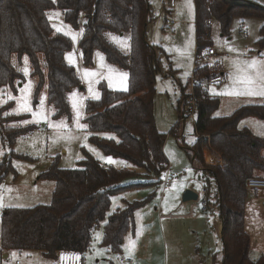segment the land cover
Segmentation results:
<instances>
[{
	"label": "trees",
	"instance_id": "trees-1",
	"mask_svg": "<svg viewBox=\"0 0 264 264\" xmlns=\"http://www.w3.org/2000/svg\"><path fill=\"white\" fill-rule=\"evenodd\" d=\"M194 2L196 62L201 65L193 70L196 82L189 96L195 103L196 140L190 147L183 145L191 162L202 170L203 180L208 184L210 179L215 182L214 197L222 224L221 264H264V252L257 259L250 256L251 238L245 229L246 181L264 173V138L253 135L247 128H239L245 117L264 119V104L244 105L230 115L215 116L219 98L209 94L204 81L213 79L212 72L219 65L212 68L201 62L203 51L212 45V18L220 23L223 34H229L236 17H258L264 21V6L252 0ZM53 8L62 9L65 20L75 28L79 27L81 13L86 15L80 39L86 66L93 65L94 52L99 49L109 62L129 74L127 90H113L101 82L100 98L87 100L84 121L91 133L90 142L106 156L123 158L161 180L170 163L164 153L167 135L159 131L155 119L156 83L160 73L171 75L174 70L168 53L147 40L146 26L152 19L148 0H0V89L9 87L14 94L18 93L17 83L22 82L23 75L12 64V56L27 54L33 74L39 77V88L48 81V98L55 109L53 117H71L68 93L73 88L82 89V82L65 58L72 49L71 39L55 33L48 19L47 11ZM106 32H130V54H124L111 43ZM261 34L259 44L263 47L264 22ZM163 58L169 63L167 70H163ZM184 92L183 88L177 107L179 117ZM13 103L11 100L0 106V139L8 146L34 129L10 125L25 117L3 115ZM179 125L178 121L170 132L177 137ZM105 133L113 136H102ZM206 149L215 151L222 163L205 164ZM103 164L86 149L74 168L63 169L53 164L42 175L55 182L50 203L4 209L1 251L34 250L57 259L59 251L74 250L83 255L85 264L94 232L104 222L101 245L111 253L121 252L126 234L135 229V211L146 200H124L123 206L112 210V198L147 183L124 184L133 172ZM9 171L17 175L6 159L0 163V185ZM204 189L208 194L209 188ZM107 264L116 263L109 259Z\"/></svg>",
	"mask_w": 264,
	"mask_h": 264
},
{
	"label": "rangeland",
	"instance_id": "rangeland-1",
	"mask_svg": "<svg viewBox=\"0 0 264 264\" xmlns=\"http://www.w3.org/2000/svg\"><path fill=\"white\" fill-rule=\"evenodd\" d=\"M148 1L152 8V19L146 26L147 40L151 45L161 47L168 53L174 70V73L168 76H165L164 72L158 75L155 95L157 127L160 132L167 135L164 152L170 163L171 185L164 186L162 179L165 177V173L159 180L158 177L147 175L143 169L123 158L106 156L100 148L90 142L91 133L84 121L87 100L100 98L99 84L101 82H106L108 87L113 90H127L129 74L127 70L109 62L106 55L99 49L94 52L93 65L86 66L80 49L86 15L81 13L79 27L75 28L65 20L62 9H49L47 15L54 32L68 36L72 41V49L66 53V57L72 54L74 63H70L68 59L66 61L76 69L82 82V89L73 88L68 93L71 117L54 118L55 109L49 102L47 79L39 88V77L33 74L30 57L27 54L22 56L13 54L12 64L23 75V80L21 83H17V94H14L9 87L0 89V106L11 100L14 101L13 106L5 110L3 115H23L25 117L22 120L11 122L10 125L34 126V129L19 137L13 146H8L0 139V163L9 159L17 172L15 176L13 171H9L0 185L2 186L0 197H2L3 205L0 206V242L4 209L50 203L55 182L42 175L53 164L63 169L76 167L77 161L84 157V149H86L104 164L133 172V175L123 182L124 184H147L127 189L112 198V210L123 206L124 200H146L145 205L135 211V229L126 234L121 252L111 253L101 245L104 225L102 222L94 232L91 250L86 254L85 264H107L109 259L120 264L118 260L121 256L133 259L134 264H221L223 243L218 230L220 217L214 197L215 182L210 179L208 184L203 180L201 169L199 168V170L197 164L191 162L184 148V145L190 147L196 140L195 121L192 118H187L184 123L179 125L182 141L170 133L179 121L177 107L183 88L185 97L182 98V108L187 109L189 105V95L193 90L190 79L194 75L195 66L200 64L196 62L195 2L194 0H176L175 6L171 8L170 0ZM252 1L264 6V0ZM189 3L191 8L188 6ZM167 18L174 21L172 30L165 26ZM263 22L258 17H236L233 19L230 33L223 34L220 23L214 18L211 19L212 45L205 48L203 56L207 55L211 47L215 53L207 57L206 64L212 68L217 64L219 69L212 72L213 79H207L204 83L209 94L219 98L220 104L214 113L215 116L230 115L244 105L264 104V97L261 96L222 94L239 87L234 85L232 80V74L236 71L233 61L256 59L264 62V46L259 44V40L262 38ZM57 28H60L61 31H57ZM66 32L69 34L66 35ZM105 36L124 54H130V32L123 34L106 32ZM230 48L233 51H229ZM178 50L180 51L178 52ZM181 53L183 54L181 55ZM25 57H27V64ZM168 66L167 59L163 58V70H167ZM25 67L28 69L27 75L23 71ZM109 68L114 70L111 73V81L108 79ZM43 69L46 73L44 63ZM85 70L95 72L97 75L85 78ZM122 74H126V77H123ZM193 82H196L195 77ZM90 86L91 92L89 91ZM24 88H29L28 102L32 112L37 113L35 117L32 112L16 114L17 99L25 95L21 91ZM73 93L76 94L75 98L79 102L77 109L72 107ZM96 94H98V98H96ZM10 97L16 99H10ZM41 100H43V104H41ZM6 113L8 114L6 115ZM61 122L64 126L57 127ZM79 125H86V127L82 128ZM245 127L253 135L264 138V119L256 116L245 117L241 120L239 128ZM102 136L113 135L105 133ZM262 154L264 155V149ZM214 155L219 157L215 151L206 149L204 151L205 164L212 165L210 163L214 162ZM108 158H111L113 162H109ZM258 175L264 176V173L260 172ZM152 181L161 182L153 184ZM205 186L209 188V193L206 194L207 208L203 211L204 206L201 199L205 195ZM187 189L196 192L199 199L184 201L183 195ZM245 229L251 238L250 256L257 259L264 252V189L248 188ZM130 240L135 241L136 245L131 254L126 251ZM36 264L39 263L36 262ZM50 264H53L52 261Z\"/></svg>",
	"mask_w": 264,
	"mask_h": 264
},
{
	"label": "snow or ice",
	"instance_id": "snow-or-ice-1",
	"mask_svg": "<svg viewBox=\"0 0 264 264\" xmlns=\"http://www.w3.org/2000/svg\"><path fill=\"white\" fill-rule=\"evenodd\" d=\"M189 8H191V5L189 3ZM58 15V14H57ZM57 31H61L60 28H57ZM66 35L69 33H65ZM73 39H75V36H73ZM180 50H178L179 52ZM229 51H233V49H229ZM183 53H181L182 55ZM66 59L69 60L70 63H74L72 54H69ZM101 60L103 58L101 57ZM25 63L27 64V57H25ZM233 65L236 69L235 73L232 74V80L234 85H238V88H235L231 92H225L222 94L225 95H236V96H261L264 97V62L253 59L251 61H233ZM104 66V65H102ZM25 75L28 74V69L25 67L23 69ZM113 69L109 68V77L108 79L111 81V73L113 72ZM97 74L95 72H92L90 70L84 71L85 78L96 76ZM123 77H126V74H122ZM124 86L123 83L121 85ZM126 90V89H125ZM25 95L17 99V109L16 114H19L20 112H32L31 107L29 106L28 102V93L29 88H24L21 90ZM89 91L91 92V86L89 87ZM76 94H72V107L74 109L78 108V100L75 98ZM96 98H98V94H96ZM10 99H16L15 97H10ZM41 104H43V100H41ZM8 113H6L7 115ZM32 115L35 117L37 116L36 112H32ZM25 123H28V121H25ZM64 124L61 122L60 125H57V127H63ZM79 127H86V125H79ZM94 151L93 149H90ZM109 162L111 161V158H108ZM175 187V185H174ZM2 188V186H0ZM8 191H11V189H8ZM0 206L2 205V197H0ZM165 206L167 208V201L165 202ZM135 241H131L129 243V246L126 248V251L131 254L135 250ZM64 258V254H62V259ZM78 258V257H77Z\"/></svg>",
	"mask_w": 264,
	"mask_h": 264
},
{
	"label": "built area",
	"instance_id": "built-area-1",
	"mask_svg": "<svg viewBox=\"0 0 264 264\" xmlns=\"http://www.w3.org/2000/svg\"><path fill=\"white\" fill-rule=\"evenodd\" d=\"M175 3H176V0H170V7L171 8L174 7ZM165 26L167 29L172 30L174 28V21L167 18L165 21ZM214 53H215L214 50L212 48H210L208 50L207 55L202 58L201 62L204 64L207 63L208 62L207 57L214 55ZM165 76H168V73H165ZM193 81H194V76L192 77V79H190V84H191L192 88H194V84H195V82H193ZM192 93H193V90H192ZM188 100H189V105H188L187 109L182 108V102L180 104V107H181V113H180V117H179V123L180 124L184 123L187 118H192L194 121H196L195 103H194L192 97H190V96H189ZM178 138H179V140L182 141V134L179 133ZM219 163H222V161L220 160ZM103 166L108 167L109 165L103 164ZM165 174L166 175L162 179V181H163L164 186H169V185H171V179L169 178V170L166 171ZM246 186H247V188L254 189V190L264 189V176H253V177L248 178L246 181ZM201 200H202V203L204 206L203 211H205L207 208L206 191H205V195L202 197ZM62 254H64L63 259H62ZM118 262L120 264H134V261L132 259H128L126 257H120ZM16 264H34V263L23 262V261L18 260L16 262ZM57 264H84V258H83V255L79 251L62 250V251H59V253H58Z\"/></svg>",
	"mask_w": 264,
	"mask_h": 264
},
{
	"label": "crops",
	"instance_id": "crops-1",
	"mask_svg": "<svg viewBox=\"0 0 264 264\" xmlns=\"http://www.w3.org/2000/svg\"><path fill=\"white\" fill-rule=\"evenodd\" d=\"M214 158H215L214 162H211L210 164H212V165L219 164V161L221 160V158L217 157L215 155H214ZM221 229H222V224H221V220L219 219L218 230H219L220 234H221ZM0 247H1V242H0ZM121 257H124V256H121ZM42 258H44V259H42ZM129 259H131V258H129ZM18 260L23 261V262H30V263H34V264H36V262L39 264H50V262L52 261L53 264H57V259L47 258L40 251L24 250V251L19 252L16 250H9V251L3 252L0 249V264H16V262ZM31 260H34L36 262L31 261ZM85 262H86V259H85ZM134 263H135V261H134Z\"/></svg>",
	"mask_w": 264,
	"mask_h": 264
},
{
	"label": "water",
	"instance_id": "water-1",
	"mask_svg": "<svg viewBox=\"0 0 264 264\" xmlns=\"http://www.w3.org/2000/svg\"><path fill=\"white\" fill-rule=\"evenodd\" d=\"M183 199H184V201L197 200L198 199V194L196 192L190 190V189H187L184 192Z\"/></svg>",
	"mask_w": 264,
	"mask_h": 264
}]
</instances>
